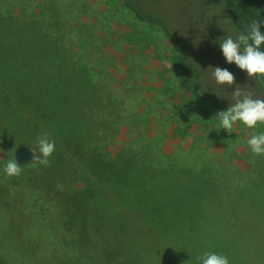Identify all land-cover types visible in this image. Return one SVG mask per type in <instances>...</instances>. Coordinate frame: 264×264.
I'll return each instance as SVG.
<instances>
[{
    "label": "rangeland",
    "instance_id": "obj_1",
    "mask_svg": "<svg viewBox=\"0 0 264 264\" xmlns=\"http://www.w3.org/2000/svg\"><path fill=\"white\" fill-rule=\"evenodd\" d=\"M136 1L180 41L207 94L230 106L241 85L264 99L220 50L238 35L225 5ZM180 71L161 25L122 0H0V261L202 264L208 251L264 264V155L246 142L264 125L220 129L226 109L182 88ZM44 134L49 166L8 177L17 148Z\"/></svg>",
    "mask_w": 264,
    "mask_h": 264
},
{
    "label": "clouds",
    "instance_id": "obj_2",
    "mask_svg": "<svg viewBox=\"0 0 264 264\" xmlns=\"http://www.w3.org/2000/svg\"><path fill=\"white\" fill-rule=\"evenodd\" d=\"M264 20H253L246 32L239 33L235 38L229 35L219 39L220 50L228 64H235L248 77H264V33L261 26ZM213 43H216L215 41ZM198 66V65H197ZM211 71L216 84L221 86L235 85V76L227 68L209 66L206 71ZM233 102L226 111L217 113L214 117L219 121L220 129L231 133L234 125L242 123L249 129L257 125H264V99L254 97L253 93L245 90L241 85H235L231 93ZM253 155H264V132H253L247 139ZM37 150L40 155L36 154ZM55 151V141L49 139L48 134L37 137V149H31L33 160L30 164L49 166L50 157ZM23 167L15 158L7 161L4 172L8 177L19 176ZM202 264H229L227 256L214 252H204L202 257H197Z\"/></svg>",
    "mask_w": 264,
    "mask_h": 264
},
{
    "label": "trees",
    "instance_id": "obj_3",
    "mask_svg": "<svg viewBox=\"0 0 264 264\" xmlns=\"http://www.w3.org/2000/svg\"><path fill=\"white\" fill-rule=\"evenodd\" d=\"M124 6L131 10L136 18L140 21L151 24H159L167 34L169 43L172 45L177 55V60L180 64L181 71L179 82L182 88L192 95L201 99H211L214 106L227 110V106L222 101L218 100L216 95L207 94L201 84V73L199 68L194 65L180 41L172 34L170 28H167L163 21L146 11L136 0H122ZM209 6L225 5L229 13L231 25L236 32H246L248 26L253 20H264V0H203ZM261 32L264 33V24L261 26ZM264 50V45L261 46ZM258 83L264 89V77H255ZM0 264H4L0 261Z\"/></svg>",
    "mask_w": 264,
    "mask_h": 264
},
{
    "label": "water",
    "instance_id": "obj_4",
    "mask_svg": "<svg viewBox=\"0 0 264 264\" xmlns=\"http://www.w3.org/2000/svg\"><path fill=\"white\" fill-rule=\"evenodd\" d=\"M14 158L18 162L19 165L25 166L32 162L33 160V153L31 152V148L27 146H19L15 151Z\"/></svg>",
    "mask_w": 264,
    "mask_h": 264
}]
</instances>
